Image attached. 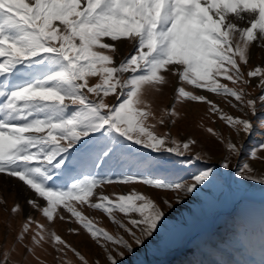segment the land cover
<instances>
[{"label": "snow or ice", "instance_id": "snow-or-ice-1", "mask_svg": "<svg viewBox=\"0 0 264 264\" xmlns=\"http://www.w3.org/2000/svg\"><path fill=\"white\" fill-rule=\"evenodd\" d=\"M260 53L264 0H0V184L20 189L11 204L0 194V264H72L69 253L89 264L57 225L86 235L107 264L154 238L166 209L214 179L202 141L172 133L186 119L178 106H203L196 127L219 146V167L235 160V176L264 186ZM175 163L185 175H153ZM112 185L122 190L106 193Z\"/></svg>", "mask_w": 264, "mask_h": 264}, {"label": "rangeland", "instance_id": "rangeland-1", "mask_svg": "<svg viewBox=\"0 0 264 264\" xmlns=\"http://www.w3.org/2000/svg\"><path fill=\"white\" fill-rule=\"evenodd\" d=\"M252 62L264 64V53H260L259 57L255 56ZM171 94V90H166L165 94L157 99V104L159 106L170 104ZM178 109L185 114L186 119L181 120L172 129L173 135L192 134L202 141L203 146L213 156L209 166L214 169V179L207 187L201 186L192 196L184 198L182 204L174 205V209L170 212L166 209L167 218L162 221L154 238L141 247L132 244L135 252L134 254L125 252L122 264H264V260L257 257L258 254L264 253V240H260L264 235V186L235 176V160L232 170L226 171L219 167L218 161L221 155L219 146L211 138H205L196 127L204 113L203 106H178ZM203 122L208 123L207 119ZM219 127L223 130V126ZM259 131L258 129V133ZM261 139L259 134L251 139H245V153L257 147ZM136 151L143 156H155L139 146H136ZM166 159L172 162L177 160L171 156ZM185 168L187 165L180 163H175L174 167L172 164H166L160 170L154 171L153 175L172 180L185 175L183 171ZM81 171L83 174H88L86 163H82ZM106 172L105 168L93 170V174H98V178L104 176ZM7 185L4 188L0 184V194L11 204L14 199L12 193L19 192L20 189L15 187V181L12 180H8ZM121 190L112 185L107 186L105 192ZM86 214L99 220V227L107 229L110 233L123 235L118 233L115 225L101 213L89 211ZM5 215L3 207H0V251L7 247L4 244ZM15 224L16 221H13L14 226ZM71 226L76 227L74 224ZM68 227L67 224L57 225V230L77 247L89 264H97V261L99 264H107L102 248L84 234L67 235ZM246 237L249 241H246ZM125 239L132 243L130 237L125 235ZM8 240L10 243L11 236ZM68 259L72 264H79L71 253L68 254Z\"/></svg>", "mask_w": 264, "mask_h": 264}, {"label": "trees", "instance_id": "trees-1", "mask_svg": "<svg viewBox=\"0 0 264 264\" xmlns=\"http://www.w3.org/2000/svg\"><path fill=\"white\" fill-rule=\"evenodd\" d=\"M245 239H246V241H249V238H248V237H246ZM252 239H253V238H252ZM254 240H255V239H254ZM254 240H253V241H254ZM260 240H264V235L260 238ZM251 241H252V240H251ZM258 242H261V241H258ZM247 243H248V242H247ZM258 255H259V256H258ZM258 255H257V257L260 258V260H264V253H261V254H258Z\"/></svg>", "mask_w": 264, "mask_h": 264}, {"label": "bare ground", "instance_id": "bare-ground-1", "mask_svg": "<svg viewBox=\"0 0 264 264\" xmlns=\"http://www.w3.org/2000/svg\"><path fill=\"white\" fill-rule=\"evenodd\" d=\"M255 56H256V55L254 54V55H253V58H255Z\"/></svg>", "mask_w": 264, "mask_h": 264}]
</instances>
